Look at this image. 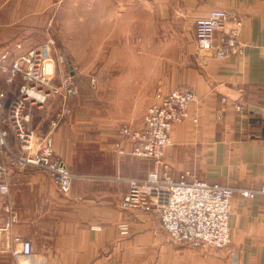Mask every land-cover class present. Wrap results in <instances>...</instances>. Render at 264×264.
Masks as SVG:
<instances>
[{
    "label": "crops",
    "instance_id": "obj_1",
    "mask_svg": "<svg viewBox=\"0 0 264 264\" xmlns=\"http://www.w3.org/2000/svg\"><path fill=\"white\" fill-rule=\"evenodd\" d=\"M107 6L109 53L114 66L124 73L121 79L139 72L144 73L140 80L146 81V73L155 72L156 84L165 91L187 87L198 95L191 106L198 122H177L171 131L167 154L175 176L190 171L211 183L264 188V0H107ZM213 8L233 9L242 18L243 54L222 60L210 53L197 54L195 21ZM136 23L145 26L144 34L136 37L140 49L148 46V39L156 41L154 65L128 62L127 45L133 40L129 25ZM148 25L155 26L154 37L147 35ZM20 37L12 58L5 50L0 55H8L0 63L7 60L9 66L16 55L29 49ZM170 49L172 55L167 53ZM165 71L171 73L169 78ZM68 115L54 133V144L65 160H79V113ZM118 129L110 139L108 170L75 173L68 195L51 176L34 169L4 177L8 190L0 193L1 249L27 264H264L263 193L253 198L240 192L233 195L231 242L226 249L217 252L173 243L156 232L158 216L151 201L138 207L124 202L130 188L127 179L145 177L148 168L141 160L145 158L130 153L131 142L123 140L125 152L118 151ZM12 136L17 147L16 136L10 132V141ZM123 220L130 224L124 237L117 226ZM17 235L32 241L30 255L18 253Z\"/></svg>",
    "mask_w": 264,
    "mask_h": 264
},
{
    "label": "built area",
    "instance_id": "obj_2",
    "mask_svg": "<svg viewBox=\"0 0 264 264\" xmlns=\"http://www.w3.org/2000/svg\"><path fill=\"white\" fill-rule=\"evenodd\" d=\"M243 21L230 8H213L207 15L196 19V52L210 53L222 60L244 53L245 42L241 39ZM8 53L0 55L6 58ZM54 43L48 39L39 47L27 49L16 55L7 68L6 82L13 84L22 78L19 93L5 108L6 93L0 90V151L7 157L0 161V193L8 190L4 177L11 166L38 167L48 173L58 184L59 190L68 195L76 176L65 160L56 152L50 133L39 140L31 126L33 107H41L52 96H62V114L70 109L67 98L79 92L78 84L69 76L55 80ZM97 77L93 76L95 82ZM198 101L191 88H174L164 91L159 88L154 101L148 106L142 125L133 127L123 124L117 131L118 151L125 152L123 140L132 143L130 153L151 162L145 177H131L130 188L125 195V204L138 207L151 201L156 209L159 231L174 243L194 247L226 249L231 242L229 218L232 197L240 192L243 197L253 198L264 194V188H237L220 183H211L184 171L179 177L173 173L167 154L172 143L171 131L175 123L191 119L198 122L199 116L191 112ZM241 109V105H236ZM56 125V123H54ZM10 132L18 141L14 147L9 143ZM7 153V156H6ZM10 220V218H9ZM119 233L127 235L130 224L127 220L118 223ZM99 230L101 225H92ZM20 245L18 253L28 256L33 252L30 239L15 236ZM233 261H237L234 252Z\"/></svg>",
    "mask_w": 264,
    "mask_h": 264
},
{
    "label": "rangeland",
    "instance_id": "obj_3",
    "mask_svg": "<svg viewBox=\"0 0 264 264\" xmlns=\"http://www.w3.org/2000/svg\"><path fill=\"white\" fill-rule=\"evenodd\" d=\"M108 27L107 0H0V53L9 50L11 59L19 36L25 38L22 42L24 40V46L29 49L39 47L51 39L54 43L56 70L54 82L57 83L62 75H67L79 86L78 94L67 98L65 105L70 109L69 112L62 114L59 111L63 107L62 96H52L41 107L32 108L30 123L39 140L50 133L55 148L54 133L61 124V119L67 114L79 113V160H65L55 148L74 174L93 175L100 170L107 171L112 156L110 139L113 138L114 131L125 123L133 127L142 125L144 114L154 101L157 90H164L163 85L156 84L155 72L146 73V81L140 80L139 75L144 73L139 72H129V78L121 79L124 73L117 70L114 57L109 53L111 45ZM129 27V35L133 40L131 38L127 45L130 52L128 62L154 65L156 41L148 39V46L140 49L136 37L144 34L145 26L136 23ZM146 30L149 37H154V25H148ZM143 44L145 41H142ZM138 50L142 54L134 52ZM145 51L147 55H144ZM166 51L165 48V53ZM167 53L172 55L173 50L170 49ZM8 64L7 60L0 63V90L6 93V110L10 101L18 95L23 82L21 77L13 84L6 82ZM164 75L169 78L171 73L165 71ZM93 76L97 77L95 82L92 81ZM11 140L9 138V143L16 147L13 136ZM2 151L0 161H6L7 157ZM145 159L141 160L147 163L149 170L151 162ZM28 168L48 175L38 167L11 166L5 176ZM127 235L120 234L122 237ZM2 238L5 239L6 236ZM13 259L18 261L19 258L0 248V264H17ZM18 264L27 263L18 261Z\"/></svg>",
    "mask_w": 264,
    "mask_h": 264
}]
</instances>
